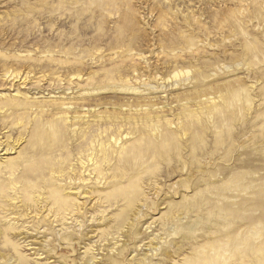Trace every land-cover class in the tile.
Instances as JSON below:
<instances>
[{
  "label": "rangeland",
  "instance_id": "1",
  "mask_svg": "<svg viewBox=\"0 0 264 264\" xmlns=\"http://www.w3.org/2000/svg\"><path fill=\"white\" fill-rule=\"evenodd\" d=\"M5 148L0 264H264V0H0Z\"/></svg>",
  "mask_w": 264,
  "mask_h": 264
},
{
  "label": "bare ground",
  "instance_id": "2",
  "mask_svg": "<svg viewBox=\"0 0 264 264\" xmlns=\"http://www.w3.org/2000/svg\"><path fill=\"white\" fill-rule=\"evenodd\" d=\"M5 149H6V148H5ZM5 149H4V151H5ZM2 150H3V149H2ZM10 151H11V150H10ZM0 152H1V151H0ZM8 152H9V151L6 149V151H5L4 153H3V152H2V154L0 153V156H2V155H7Z\"/></svg>",
  "mask_w": 264,
  "mask_h": 264
}]
</instances>
